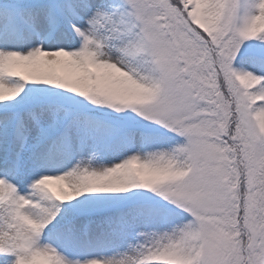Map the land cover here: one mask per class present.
I'll use <instances>...</instances> for the list:
<instances>
[{
  "label": "snow or ice",
  "instance_id": "6c2138e0",
  "mask_svg": "<svg viewBox=\"0 0 264 264\" xmlns=\"http://www.w3.org/2000/svg\"><path fill=\"white\" fill-rule=\"evenodd\" d=\"M0 264H264V0H0Z\"/></svg>",
  "mask_w": 264,
  "mask_h": 264
}]
</instances>
